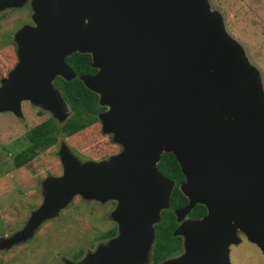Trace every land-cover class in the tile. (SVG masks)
<instances>
[{
  "label": "water",
  "instance_id": "obj_1",
  "mask_svg": "<svg viewBox=\"0 0 264 264\" xmlns=\"http://www.w3.org/2000/svg\"><path fill=\"white\" fill-rule=\"evenodd\" d=\"M26 1L33 25L13 34L16 63L0 80V112L21 117L29 100L63 119L67 105L51 82L75 77L65 57L88 54L96 72L77 78L97 95L105 108L97 121L122 151L85 165L61 151L62 175L43 183L41 205L0 249L29 239L78 195L114 200L118 234L76 264L144 262L169 207L173 184L156 164L170 153L187 201L175 222L195 205L205 215L177 225L172 236L183 235L185 255L163 264H229L237 233L264 257V101L257 73L206 2L0 0V8Z\"/></svg>",
  "mask_w": 264,
  "mask_h": 264
},
{
  "label": "rangeland",
  "instance_id": "obj_2",
  "mask_svg": "<svg viewBox=\"0 0 264 264\" xmlns=\"http://www.w3.org/2000/svg\"><path fill=\"white\" fill-rule=\"evenodd\" d=\"M204 1L209 10L219 17L226 37L239 48L245 62L257 73L264 101V0ZM21 5L0 8V80L16 63L13 34L24 25H33L31 12L24 4ZM31 104L29 100L21 101V117L9 111L0 112V240L24 227L31 213L43 201V183L62 175L61 151L79 165L99 164L122 151L121 145L113 141V135L103 131L99 121L66 137L67 128L62 124L70 115L67 107L64 106L67 112L63 114V119L57 120L51 113ZM47 119L60 128L55 144L14 169V155L27 145L26 132ZM115 206L114 200L100 202L75 195L53 217L43 220L29 239L0 249V264L81 262L99 246H106L107 240H100L101 234L114 229L117 236V224L110 216ZM187 219L184 216L177 225ZM236 236L239 243L228 248L229 264H264L259 249L240 233ZM178 237L181 239L180 250L159 264L185 255V238L183 235ZM78 253L79 259L75 260ZM149 256L150 249L145 261L140 264H150Z\"/></svg>",
  "mask_w": 264,
  "mask_h": 264
},
{
  "label": "trees",
  "instance_id": "obj_3",
  "mask_svg": "<svg viewBox=\"0 0 264 264\" xmlns=\"http://www.w3.org/2000/svg\"><path fill=\"white\" fill-rule=\"evenodd\" d=\"M64 62L74 74L70 81H64L55 77L51 82L54 89L58 90L62 100L69 108L70 115L62 124L67 128L66 137H70L87 127L97 123V115L105 110L97 102V95L83 86L77 78L83 75H93L96 70L90 67L88 54L72 53L65 57ZM60 133V128L47 119L30 128L25 134L26 147L13 157L12 165L19 168L29 162L33 157L48 147L55 144ZM156 169L163 176L172 181V190L169 196V207L159 213V221L153 225L154 238L150 248V264H159L180 250L181 239L173 237L172 233L177 227L173 211L184 207L186 199L179 191L183 183L180 169L170 153L161 154ZM205 215V208L195 205L187 215L189 219H199ZM115 230L112 229L100 235L101 240L112 237ZM79 253L75 255L78 259Z\"/></svg>",
  "mask_w": 264,
  "mask_h": 264
},
{
  "label": "flooded vegetation",
  "instance_id": "obj_4",
  "mask_svg": "<svg viewBox=\"0 0 264 264\" xmlns=\"http://www.w3.org/2000/svg\"><path fill=\"white\" fill-rule=\"evenodd\" d=\"M23 4H24V5H23ZM23 4H22V5L25 6V7H27L26 9H27L29 12H31V9H30V3L26 1V2H24ZM22 5H21V6H22ZM10 9H12V8H10ZM52 146H53V145H52ZM45 150H46V149H45ZM43 151H44V150H43ZM41 152H42V151H41ZM38 153H39V152H38ZM16 154H17V153H16ZM33 158H34V157H33ZM14 169H17V168H14ZM114 236H115V233H114V235H113L112 237H114ZM112 237H110V238H112ZM110 238H109V239H110ZM100 240H101V239H100ZM106 240H108V239H106ZM78 259H79V258H78ZM78 259H75V260H78Z\"/></svg>",
  "mask_w": 264,
  "mask_h": 264
}]
</instances>
